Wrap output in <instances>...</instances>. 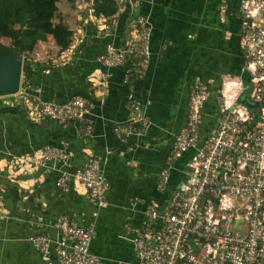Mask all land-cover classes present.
<instances>
[{"label": "built area", "instance_id": "built-area-1", "mask_svg": "<svg viewBox=\"0 0 264 264\" xmlns=\"http://www.w3.org/2000/svg\"><path fill=\"white\" fill-rule=\"evenodd\" d=\"M82 1L88 10L82 18L90 31L109 42L96 57L106 70L98 79L102 92L97 97L102 104L110 69H123L125 85L147 73L152 25L140 8L151 0H110L116 12L108 17L95 16L94 0ZM236 1L239 71L224 69L216 77L189 83L185 122L174 134L153 184L157 193L167 194L166 201L130 199L133 208L142 207L139 225L129 217L124 223L136 264H264V0ZM229 2L221 0L218 7L223 24L231 14ZM120 23L124 26L118 40ZM222 35L227 40L232 37L228 30ZM61 59L45 61L44 74L63 65ZM13 97L28 122L71 126L82 139L93 135L97 103L92 99L72 96L62 104L43 101L39 88L28 82ZM148 105L130 95L127 120L112 127L119 144L147 132ZM79 154L74 164L66 144L46 145L32 157L16 161L35 169L57 167L58 197L81 194L93 207L92 220L84 226L75 213L45 222L39 215L30 221L28 242L39 264H101L90 245L96 237L94 220L108 207L109 183L102 158L87 149ZM172 173L179 177L167 193ZM49 228L57 233L56 239Z\"/></svg>", "mask_w": 264, "mask_h": 264}, {"label": "crops", "instance_id": "crops-1", "mask_svg": "<svg viewBox=\"0 0 264 264\" xmlns=\"http://www.w3.org/2000/svg\"><path fill=\"white\" fill-rule=\"evenodd\" d=\"M220 1L151 0L143 4L140 11L149 16L152 25L147 73L142 79L125 85L123 69H110L102 104L97 97L102 92L98 79L106 70L97 63L96 57L109 42L96 38L90 31L82 18L84 7L77 19L78 25L68 28L72 32L71 44L69 50L59 52L64 64L57 72L43 75L39 71L45 61L39 66V60H29L36 83L44 85L42 95L47 101L62 104L72 96L96 101L94 132L91 138L82 139L71 126L51 122L41 124V130L37 131L34 123L27 122L21 107L22 111L14 115L0 114V171L7 173L5 177L0 175L4 188L0 193V264H39L28 242L30 221L39 215L45 222L75 213L82 226L92 220L93 207L86 204L81 194L63 198L56 194L57 167L35 169L28 163L16 162L32 157L46 145L60 147L61 144L71 150L74 164L85 149L104 160V174L109 183L108 207L94 220L96 237L90 245L91 253L101 259V264H136L124 223L129 217L133 225H139L142 207L133 208L130 199L166 201L167 194L157 193L153 184L164 166L174 134L185 122L189 83L196 78L216 77L217 72L224 69L237 73L242 64L236 42L239 32V18L235 13L237 1L229 2L231 14L227 15V24L219 18ZM123 26L119 24L118 40L122 38ZM226 30L232 34L229 40L222 35ZM21 76L19 90L24 86L23 71ZM130 95L148 102L145 111L151 125L144 136L131 137L122 145L114 137L112 127L127 120ZM0 99L11 107L19 106L13 96ZM178 177L176 173L171 174L167 193ZM10 193L14 194L15 202ZM11 201L14 204L10 211ZM37 204L40 210H33ZM49 229L56 239L57 233Z\"/></svg>", "mask_w": 264, "mask_h": 264}, {"label": "trees", "instance_id": "trees-1", "mask_svg": "<svg viewBox=\"0 0 264 264\" xmlns=\"http://www.w3.org/2000/svg\"><path fill=\"white\" fill-rule=\"evenodd\" d=\"M59 2L60 0H0V39L6 38L11 42V47L0 44V55L5 56L11 51L21 58L22 55L31 51L33 42L45 41L48 37L53 40L60 51L67 50L71 44L72 32L62 21H54L58 13L57 4ZM107 2L108 8L98 9V15L108 17L116 12L115 5L110 0ZM30 66L29 62H23L24 82H28L33 87L38 86L40 98L47 101L46 97L44 98L42 95V92L45 91L44 85L36 83V78L32 74L34 71ZM60 67L62 66L57 68ZM57 68L50 69L48 74L57 72L59 70ZM44 71L42 68L39 73L44 75ZM18 110L22 111L20 106L11 107L3 104L0 99V114L14 115ZM22 112L24 113V110ZM33 126L37 131L42 127L41 124ZM51 175L53 176V174ZM2 199L5 201L4 197ZM11 199L15 202L16 198L11 195ZM12 201L10 202V211L14 204ZM39 208L40 205L37 204L33 210H40Z\"/></svg>", "mask_w": 264, "mask_h": 264}, {"label": "rangeland", "instance_id": "rangeland-1", "mask_svg": "<svg viewBox=\"0 0 264 264\" xmlns=\"http://www.w3.org/2000/svg\"><path fill=\"white\" fill-rule=\"evenodd\" d=\"M86 2L89 3L88 0ZM83 5H84V2L82 0H60V2L57 4L58 13L54 21L55 22L62 21V23L69 29L75 28L78 25L77 19L82 13V8L84 7ZM91 7L94 10V14L98 15L97 14L98 9H103L102 7H106L107 9L108 2L107 0H94L93 6ZM0 44L7 46V47H11L10 40L6 38H1ZM67 50H69V48ZM59 52H60V49L55 45L53 40L47 38L45 41L33 42L31 51L22 55L21 59L23 61V58H24L25 62L27 61L29 62V60H33V58H35L36 60H39L38 64L40 66V64H42L44 61H48L49 58L58 60ZM35 54H38V55L36 56ZM36 125H39V124H36ZM1 174H3L2 175L3 177L7 175L6 171H0V175ZM3 190L4 188L1 187V184H0V193H2ZM11 195H14V194L10 193V196ZM0 200H1V197H0Z\"/></svg>", "mask_w": 264, "mask_h": 264}, {"label": "water", "instance_id": "water-1", "mask_svg": "<svg viewBox=\"0 0 264 264\" xmlns=\"http://www.w3.org/2000/svg\"><path fill=\"white\" fill-rule=\"evenodd\" d=\"M23 61L13 52L0 55V97L14 96L19 91Z\"/></svg>", "mask_w": 264, "mask_h": 264}, {"label": "bare ground", "instance_id": "bare-ground-1", "mask_svg": "<svg viewBox=\"0 0 264 264\" xmlns=\"http://www.w3.org/2000/svg\"><path fill=\"white\" fill-rule=\"evenodd\" d=\"M87 15H88V10H87V7H85L84 16H87Z\"/></svg>", "mask_w": 264, "mask_h": 264}]
</instances>
